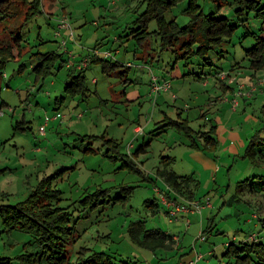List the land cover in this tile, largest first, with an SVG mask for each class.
Here are the masks:
<instances>
[{"label": "rangeland", "instance_id": "1", "mask_svg": "<svg viewBox=\"0 0 264 264\" xmlns=\"http://www.w3.org/2000/svg\"><path fill=\"white\" fill-rule=\"evenodd\" d=\"M227 1L219 8L211 0H196L205 14L239 25L205 58L177 60L154 35L149 51L156 58L146 62L136 53L144 48L132 35L125 36V29L134 27L144 11V0H43L53 7L48 12L42 8L31 20L27 6L0 7L9 15H0V49H13L4 52L9 59L0 63V205L24 202L50 178L48 186L60 191L53 205L69 212L74 230L69 264L94 252L119 264H188L196 251L203 254L196 264H222L228 242L252 233L264 236L258 218L264 219V70L253 72L246 59V51L264 37V0H259L257 11L242 14L234 0ZM189 3L177 2L166 19L187 25ZM63 17L73 35L62 30L57 38L55 29ZM147 28L157 30V21L150 20ZM63 38L69 50L84 47L85 57L99 45L97 56L104 58L109 51L114 56L110 60L119 61L123 69L130 62L127 77L107 75L100 64L90 63L85 80L67 86L69 69L61 66L60 56L57 63L49 61L51 71L40 73L36 67L44 54L64 55ZM149 68L159 77L173 71L178 75L167 76L169 90L153 93ZM219 71L227 77L242 74L232 98L231 92L214 86ZM252 79L258 91L248 100L238 95L234 106L240 82ZM187 125L202 133L194 136L196 145L185 134ZM208 131L210 138L202 136ZM162 156L170 157L169 166L178 175L195 179L194 199L209 198L210 208L170 222L158 192L167 187L157 174ZM149 200L159 206H148ZM210 218L213 227L206 231ZM138 220L148 229L179 236L173 245L178 248L154 253L134 244L128 228ZM201 232L204 241L198 238ZM37 246L33 234L6 226L0 216V258L19 264L16 257Z\"/></svg>", "mask_w": 264, "mask_h": 264}, {"label": "trees", "instance_id": "2", "mask_svg": "<svg viewBox=\"0 0 264 264\" xmlns=\"http://www.w3.org/2000/svg\"><path fill=\"white\" fill-rule=\"evenodd\" d=\"M179 1L144 0L146 7L134 21V24L137 26L132 28L133 34H135L134 37L141 41L150 40V38L156 35L161 40L162 49L169 48L175 53L177 60H186L194 55L205 58L212 48L220 46L223 40L230 37L239 26L238 24H231L226 17H217L214 13L205 14L201 11L200 6L196 4V0H190L187 9L191 17L190 22L183 27H179L174 20H167L165 17V14ZM211 1L216 3L219 8L228 3L227 0ZM234 2L238 6V12L241 14L244 11L248 13L257 11L260 6L259 0H234ZM17 3L22 7H28L26 10L27 20H31L34 16L42 13V0H0V7L6 8L11 4ZM3 8H0V15L2 17L9 16ZM152 19L157 21L158 29L150 32L147 27L148 22ZM19 37L20 35L17 38ZM12 45L19 47L20 44L13 41ZM94 48H99V45H96ZM19 49L21 48L19 47ZM12 50V46L11 48L8 46L1 47L0 55L2 62L0 63H4L6 59H9L5 54L11 53ZM57 56L59 55L54 52L44 54L42 60L38 62L39 64L36 69L42 74L51 71L52 68L48 66V63L53 59L54 63H56ZM93 57L99 58L102 71L105 74H108L113 69L122 67L119 61H112L108 58L92 55H90L89 64L93 62ZM246 59L249 61V68L253 72L264 70V37H258L254 46L246 51ZM1 67L0 65V74ZM222 72L224 71H219L215 75L219 81L220 73ZM69 76L67 86L78 84L77 82L81 84V81H84L86 78L85 70H77L76 67L69 69ZM232 77L235 78L234 82H236L237 75ZM227 78L230 79L231 77ZM160 79L165 80L162 77ZM223 86L228 88L226 83H223ZM183 129H185V134L193 139L194 143L192 145H196L197 142L194 136H200L202 133L195 131L188 125L184 126ZM211 129L213 130V127ZM209 134L210 132L208 131V133H203L202 136L205 135L206 138H210ZM110 141L118 145L116 140ZM253 144H255V141L251 143V145ZM253 151L254 148L251 146L249 154L252 155ZM162 160L157 174L171 189L168 192L169 196L173 199L195 200L192 190L193 185L197 184L195 183V179L189 176L178 175L173 171L169 166L170 157L162 156ZM255 177L260 178L261 176ZM261 178H264V176ZM49 179L45 178L24 202L16 205H0V216L3 218L4 224L10 228H19L30 232L34 235L36 244L38 245L37 250L25 252L17 256L16 260L19 264H69V245L75 242L72 238L74 230L69 224V212L62 207L53 205V199L59 200L60 191L48 186L50 185ZM241 182L238 183V189L241 186ZM254 191L256 192V190ZM147 205L151 207L159 206L156 200H149ZM258 218L264 227V219ZM212 227V220L210 218L206 231H211ZM128 234L134 244L154 253L157 250L172 251L178 248L173 246V235L160 229H148L143 220L132 222L128 228ZM223 258L226 260L222 264H264V236L252 233L239 242L237 240L228 242ZM11 263L12 259L0 258V264ZM75 264L119 263L111 262L110 257L104 253L94 252L86 258L80 255Z\"/></svg>", "mask_w": 264, "mask_h": 264}, {"label": "built area", "instance_id": "3", "mask_svg": "<svg viewBox=\"0 0 264 264\" xmlns=\"http://www.w3.org/2000/svg\"><path fill=\"white\" fill-rule=\"evenodd\" d=\"M62 30L68 31V36H69V31H70V34L73 35V32L71 30V25L67 22L66 17H63L60 20L59 25L56 27L55 37H57V38L61 37L62 36ZM62 43L64 45L67 44L66 38L62 39ZM98 53H99L98 48H94L91 51V54H94V55H97ZM110 57L114 58V56H112L111 52H109V51L104 52V58L111 59ZM88 66H89V58L85 57V58L81 59L80 62L76 65V69L85 70L88 68ZM130 66H132V64L130 62H128L126 64V67H130ZM149 70L151 72L150 91L155 93L157 91L169 90L171 88V84H170V81L168 79L161 80L159 76H157L156 74H154L152 72L151 68H149ZM220 77L222 79H225V78H227V74L225 72H222V73H220ZM229 81H230V83H232L235 81V78L231 77ZM260 83H264V78L260 81ZM255 88H256V86H254L253 88H251L248 91H244V85L240 84L239 91H238V93H236V97L233 100V105L236 106L238 104V95H241V96L250 95L254 92ZM141 129H142L141 127H138L136 130H137V132H140ZM169 191H171V189L168 186L166 187L165 190L158 189V192L160 193V197H159L160 202L166 208V214H168L170 222L179 220L180 215L183 218L185 214H188L190 212L201 213L202 209L204 207H211L212 206V203H211L209 198L204 199V200H185L182 198L173 199L169 196V193H168ZM190 223L191 222H190L189 218H186L187 227L190 225ZM198 238L200 240L204 241V240H206L207 237L203 234V232H201L199 234ZM173 239L179 240V236L173 235ZM202 258H203V254L196 251L195 259L191 260L189 262V264H196V262H198Z\"/></svg>", "mask_w": 264, "mask_h": 264}, {"label": "crops", "instance_id": "4", "mask_svg": "<svg viewBox=\"0 0 264 264\" xmlns=\"http://www.w3.org/2000/svg\"><path fill=\"white\" fill-rule=\"evenodd\" d=\"M53 5L54 4H50V2L47 4V5H43V0H42V8H43V12L45 11V12H48L47 10H48V7L50 8V7H53ZM137 25H135L134 27H131V26H128L127 27V29H125V33H126V35H129V36H127V39H129V37L132 35V37L133 38H135L134 37V35L135 34H133V30H132V28H135ZM129 30V31H128ZM67 34V31H65V30H63V35H66ZM125 35V36H126ZM136 39V38H135ZM139 43L138 44H140V46L141 47H143L144 48V52H136L137 53V55H139V57H141L145 62L146 61H149V60H152V58H156V56H154V54H153V56H152V53L149 51V50H152V43L150 42V40H141V41H139L138 39H136ZM95 47V46H94ZM93 47V48H94ZM84 47H82L81 45H76L75 47H74V49H71V50H69V45L67 44V49H65V51H64V55H59L60 56V58H61V60H62V63L61 64H65L66 65V67L68 68V69H70V68H75L76 67V65L78 64V62L81 60V59H83V58H85V56L86 55H84V49H83ZM92 48V49H93ZM87 50H89V48H87ZM90 51V50H89ZM88 51V55H89V53H91V52H89ZM70 52L72 53V54H70ZM72 55V58L74 59V62H72L71 63V65H70V63H69V58H70V56ZM87 55V56H88ZM92 56H97V55H94V54H92ZM151 56V58H149ZM79 57V58H78ZM100 57V56H99ZM93 59V62L92 63H98V64H100V60H99V58H96V57H93L92 58ZM159 59V58H158ZM58 61V60H57ZM57 61H56V63H57ZM101 65V64H100ZM90 66H91V64H90ZM90 66H88V68L87 69H89L90 68ZM129 68V67H128ZM123 69V68H121V67H118V68H116V69H113V70H111L107 75H115V76H118V75H121L123 78H125V77H127V70H129V69ZM87 69H85V73H86V70ZM101 69H102V67H101ZM78 70V69H77ZM237 73H239V74H236L237 75V80H236V82H233V83H230V79L228 80V82H229V84H227L226 82H224V81H226L227 79L225 78V79H222L221 77L219 78L220 79V81L216 78V76L215 77H213V79H214V86H220L221 88H222V90H225L226 89V91H227V93H230V97L232 98L233 96H234V92H235V85H236V83H238L239 81H241L240 79V77H241V75L242 74H240V72H237ZM168 75H171L172 77H176V75H178V71H177V73H175L174 74V71L173 72H169V74ZM167 75V76H168ZM166 76V74L164 75V76H161L162 78H164V79H169L168 77ZM126 80H128V78H126ZM205 83V82H204ZM223 83H226L227 84V87L228 88H225L224 86H223ZM241 84H243L244 82H240ZM252 83H254V80H252V81H249V82H246V83H244L245 84V86H246V88L248 87V89H250V87H252L254 84H252ZM207 86L209 85V84H206ZM253 88V87H252ZM258 87L256 86V88H255V90H254V92L256 93L257 91H258V89H257ZM254 92L252 93V94H250V95H244V97H246V99L248 100V99H250V98H252L253 97V94H254ZM245 99V100H246ZM138 127H135V131L137 132V129ZM140 132H142V131H140ZM140 132H137V133H140ZM204 208H207V207H204ZM203 208V209H204ZM208 208H210V207H208ZM202 209V210H203ZM193 213H195V212H193ZM179 239H180V237H179Z\"/></svg>", "mask_w": 264, "mask_h": 264}]
</instances>
